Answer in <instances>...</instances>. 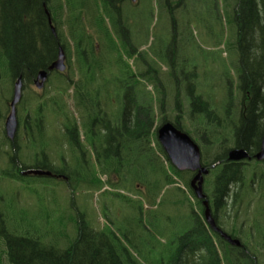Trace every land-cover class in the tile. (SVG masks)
<instances>
[{"label":"trees","instance_id":"16d2710c","mask_svg":"<svg viewBox=\"0 0 264 264\" xmlns=\"http://www.w3.org/2000/svg\"><path fill=\"white\" fill-rule=\"evenodd\" d=\"M132 1L0 0V79H33L38 71L47 70L59 48L66 55L68 68L78 72L75 78L58 74L61 92L49 100L51 109L62 118L69 146L79 152L73 148L78 154L72 171L63 162L55 169L39 160L37 153L33 164L26 165L18 159L14 138L10 142L14 144L12 168L4 175L23 180V172L46 168L63 175L59 179L71 188L72 195L81 183L98 188L104 181L90 168L91 160L85 156L89 150L99 173L106 179L116 178L115 182L108 180L114 186L113 195L131 201L118 190L135 192L140 211L143 204L154 207L164 196L172 206L185 208L178 215L179 223L165 214V220L173 224L169 227L164 222L162 226L173 243L166 264H262V243H250L256 254L248 256L243 247L231 246L212 232L201 200L189 185L193 173L170 164L156 130L171 122L199 145L201 163L209 169L203 192L214 210L213 217L219 214L217 225L222 230L226 231L232 218L234 235L226 232L242 240L243 216L251 211L255 221L259 216L264 220V159H228L232 148L245 149L250 156L260 149L264 131V0H222L229 33L224 40L221 30L213 42L217 56L202 53L199 65L184 59L180 21L171 8L169 44L173 49L155 50L148 57L147 46L142 48L145 41L138 37L146 12L128 10L130 4L136 7L143 0ZM214 65L217 69L212 75L209 69ZM199 66L209 70L202 77L196 72ZM183 80H187L184 85ZM69 88L78 118L69 115L61 102ZM40 107L38 103L33 113ZM37 126L39 120H31L32 129L39 130L41 125ZM34 138L31 141L37 140ZM38 139L45 144L43 137ZM3 209L0 196V261L4 257L8 264H143L110 228L95 230L81 210L76 209L72 217L74 235L52 228L51 238L43 242L47 230L33 232L36 228L30 225L10 231ZM63 221V216L57 218L58 223ZM102 236L108 244L104 251L98 243ZM163 259L146 260L164 264Z\"/></svg>","mask_w":264,"mask_h":264},{"label":"rangeland","instance_id":"374dc122","mask_svg":"<svg viewBox=\"0 0 264 264\" xmlns=\"http://www.w3.org/2000/svg\"><path fill=\"white\" fill-rule=\"evenodd\" d=\"M138 1L132 2L138 3ZM130 6L128 10L131 12H146L143 15L144 17L141 18L143 19L141 21L142 32L138 33V37L140 40L145 41L142 48L147 46L148 57L153 56L152 53L155 50L173 49V46L169 44L170 8L173 15L180 21L182 43L185 49L183 55L186 60L195 61L199 65L202 53L206 57H216L218 48L213 42L217 41L222 29L224 40L229 33L227 12L224 10L222 0H143L136 7L131 4ZM218 16H220L222 22H219ZM220 47L223 48V44ZM129 63L133 69L137 68L132 61H129ZM207 67L209 68V64H207ZM207 67L201 69L199 66L196 69L200 77L209 70L212 71V75L216 74V65L209 70ZM161 68L165 70L164 65ZM111 70L115 72L116 68L112 67ZM190 70L193 71L191 67ZM67 74L75 78L78 72L71 68L68 69ZM50 81L48 86L41 91L36 89L34 92L27 89L19 107H16L17 115L20 113L24 116L27 113H33L35 106L41 101L44 102L45 110L41 122V131L45 144H39L38 140L31 141L30 138L35 137L38 139L37 132L31 130L29 133H25L24 130L19 128L15 135L16 152L21 162L31 165L34 160L33 156L43 148L48 157L45 160L52 167L58 169L61 167L62 162H65L67 169L72 171L73 161L77 154L72 153L64 130L60 125L62 118L51 109L49 101L52 96L57 97L61 92L57 89L59 79L53 77ZM186 81H182L183 85ZM209 84L212 85L213 83ZM10 89L11 85L8 81L0 79V196L1 206L7 215L8 229L10 231L18 227L26 229L31 225L36 228L33 232L45 233L47 230L48 235L43 242L51 238L49 231L52 228L57 232L62 231L63 234L66 231L65 233L71 237L74 235L72 217L77 209L85 212L86 218L95 230L110 228L129 250V253L139 262L150 264L146 259L153 260L162 257L164 258L163 263L166 264L170 257L169 249L173 250V243L169 242L167 234L163 232V223L167 222L165 214L167 212L169 215L174 216L175 222L179 223L178 215L183 214L185 208L172 206L164 196V200L159 198L154 207L143 204L142 211H140V208H138L139 197L135 192L118 190L130 197L131 201H124L120 196L113 195L114 186L108 184V180L115 182L116 178L112 176V178L106 179L104 175L99 173L93 163L95 161L93 153L89 150L86 152V158L91 160V162L89 161L90 168L97 173L101 181H104V184L98 188H89L87 183H81L72 195L71 188L66 187L64 182L57 177H52V180L46 181L44 179L48 178L47 176L37 177L23 174L24 179L22 180L21 178H10L4 175V171H9L12 168L11 155L13 154V148H11L4 130V122L10 112L9 105H7ZM61 102L64 105V110L69 115L73 114L77 118L79 117L74 108L70 88L68 91L63 92ZM30 142L34 144L31 145ZM177 185L179 184H175V186ZM175 186L170 189L173 190ZM59 216L64 217L61 224L57 222ZM151 223H153L152 226ZM172 225V223H168L169 227ZM58 246L62 247L63 244L58 243ZM163 248H165V251L162 250ZM153 249L154 253L151 251ZM263 259H261L262 264H264ZM0 264L8 263L2 257Z\"/></svg>","mask_w":264,"mask_h":264},{"label":"water","instance_id":"95a60500","mask_svg":"<svg viewBox=\"0 0 264 264\" xmlns=\"http://www.w3.org/2000/svg\"><path fill=\"white\" fill-rule=\"evenodd\" d=\"M134 1V0H133ZM66 55L62 48H59L57 58L49 65V70L64 71L66 69ZM47 71L40 70L37 80H40V87L47 78ZM21 99V77H18L13 88L12 99L10 101V112L4 122L5 135L9 140H13L16 135L18 122L16 118V105ZM156 139L165 152L170 164L179 171H191L194 173L189 181L190 188L194 196L201 200L204 207L203 216L209 226L216 230L215 222L212 217V210L209 207L208 199L203 192L204 177L209 173V169L201 163V151L199 145L184 131L176 127L171 122L160 124L156 130ZM256 160L264 159V131L261 137L260 149L253 155ZM250 155L245 149L232 148L228 151V159L240 161L249 159ZM48 175L49 172L42 170H29L23 174ZM221 236L229 243L239 245L237 239H232L218 230Z\"/></svg>","mask_w":264,"mask_h":264},{"label":"flooded vegetation","instance_id":"af4514ba","mask_svg":"<svg viewBox=\"0 0 264 264\" xmlns=\"http://www.w3.org/2000/svg\"><path fill=\"white\" fill-rule=\"evenodd\" d=\"M65 63H66V61H65ZM68 69L69 68H68L67 63H66V69L64 71H58V70H55V69L49 70L47 68V70H46L47 71V74H48L47 75V78L45 79L44 83L40 87H37V85H39L40 82H41L40 80H37V76H38V72L39 71L37 72V74L35 75V77L33 79H31V80H26L22 76H18V77H21V99L18 102V104L16 105V107L17 108L19 107V104L21 103V101L23 99L24 92L27 91V89H30V90H33V91L34 90L36 91V89H38L39 91H41V90L45 89L46 86H48V83L51 82L50 80L53 77H56L57 78L58 77V74H61V76L62 75L68 76L67 75ZM18 77H16V79H13L11 82L8 81V83L11 85V89H10V93H9V99H8V102H7V105H9V111H10V101L12 99V93H13L14 84H15V82H16V80H17ZM68 78H70V77L68 76ZM40 103H41V107H40L39 110H36L35 113H27L24 116L21 115L20 113H19L20 115L19 114L17 115V109H16V118H17V122H18L17 131H18L19 128H21L22 130H24L25 133H29L31 130H33V131L36 130V132L38 134V138H41L42 137V131H41L42 127H40L39 130L36 129V128L35 129H32V127H31V120H33V121L35 120L36 123L39 120V126L40 125L42 126L41 122H42L43 116H44V113L43 112L45 110V104H44L43 101H41ZM39 126H37V127H39ZM61 128H62V125H61ZM17 131H16V134H17ZM37 140L39 141L38 143L40 144V142H41L40 139H37ZM9 141L11 142V140H9ZM13 145H10L11 148H14ZM73 148H75V147H72V149L70 147L72 153H74ZM42 150H43V148H41V150L37 153L40 156L39 157V160L46 161L45 159H47L48 157L45 154V151L44 150H43L44 151L43 152L44 155H40L41 152H42ZM75 150H76V152H78V150L76 148H75ZM86 154L87 153H85V156H86ZM252 158H254V157L253 156H250V158L247 159V160H251ZM240 161H242V160H240ZM63 163L65 164V162H63ZM39 170H42V171H45V172H49V174L48 175H38V176L57 177V178L63 177V175H61L59 173L58 174L51 173L46 168L39 169ZM213 212H214V210L212 211V217H213ZM254 216H255V214L254 213H251V211H250V213L247 214V216H243V219H242V222H241V227H242V231H243L244 235L241 236L242 237V240L241 239H237V238H233L231 236V235H234V231H235L234 228H233V220H232V218L229 219V223H228V226L226 228V231L229 232L231 235L229 233H227L226 231L222 230L217 225V223L219 222V214L215 215V218L213 217L214 222H215L216 230L212 229L211 227L210 228H211L212 232L215 235H217L222 241L228 242L224 237L221 236V233L218 230H221L223 233H225L227 236H229L232 239H237L239 241V243H240L239 245H233V244H231L229 242L228 243L231 246H234V247H237V248L243 247L242 250H244L245 253H247L248 256H251V254L252 253H255V252L254 251L251 252L250 247H249V244L250 243H262V245H264V225H263L264 220H263L262 216H259L260 217L259 221H255ZM214 238H216V236H214ZM98 243L101 245L102 251H104L105 246L108 245L107 242H106V240H105V237L104 236L99 237ZM257 258H260L259 254H257Z\"/></svg>","mask_w":264,"mask_h":264}]
</instances>
